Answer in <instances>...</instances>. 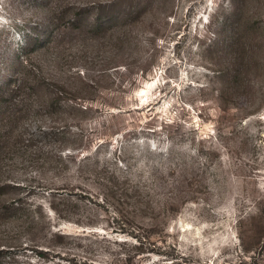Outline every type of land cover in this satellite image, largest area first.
Listing matches in <instances>:
<instances>
[{"label": "rangeland", "instance_id": "rangeland-1", "mask_svg": "<svg viewBox=\"0 0 264 264\" xmlns=\"http://www.w3.org/2000/svg\"><path fill=\"white\" fill-rule=\"evenodd\" d=\"M0 264H264V0H0Z\"/></svg>", "mask_w": 264, "mask_h": 264}]
</instances>
